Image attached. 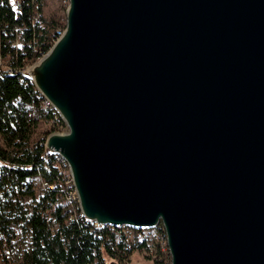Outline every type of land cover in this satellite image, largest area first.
Returning <instances> with one entry per match:
<instances>
[{"label": "water", "instance_id": "1", "mask_svg": "<svg viewBox=\"0 0 264 264\" xmlns=\"http://www.w3.org/2000/svg\"><path fill=\"white\" fill-rule=\"evenodd\" d=\"M23 74L91 225H161L170 264H264V0H67Z\"/></svg>", "mask_w": 264, "mask_h": 264}, {"label": "trees", "instance_id": "2", "mask_svg": "<svg viewBox=\"0 0 264 264\" xmlns=\"http://www.w3.org/2000/svg\"><path fill=\"white\" fill-rule=\"evenodd\" d=\"M20 1L17 9L14 0H0V33L17 29L22 46L18 61H35L50 49L48 40L58 23L42 16L44 0ZM7 35L0 34L2 44ZM3 51L14 54L13 49ZM41 102L30 81L0 71V252L8 248L12 253L14 227L29 240L18 264H106L104 256L119 260L146 250V241L126 249L123 236L107 228L96 230L81 216L68 222L71 207L65 201L64 173L57 157L47 155L40 139L31 144L37 127L55 114L43 110ZM34 180L40 183L37 191ZM42 183L53 189L42 188ZM158 255L154 264H164V255L159 251ZM0 264L13 263L3 255Z\"/></svg>", "mask_w": 264, "mask_h": 264}, {"label": "built area", "instance_id": "3", "mask_svg": "<svg viewBox=\"0 0 264 264\" xmlns=\"http://www.w3.org/2000/svg\"><path fill=\"white\" fill-rule=\"evenodd\" d=\"M31 2L34 3L35 0H30V3ZM62 2L64 6L68 5L67 0H62ZM14 7L17 9H20L21 1L14 0ZM64 27H65V22L58 23V25L56 26V28L54 29L52 35L50 36L48 40V44L50 47L63 34ZM1 33L3 35L8 34L7 36L9 37L8 39L5 40L4 44L0 42V71H2L3 73L8 74V75H21L22 76V74L34 62H36L43 55H45V54H41L39 57H36L35 61H33L34 59H25V58H23L21 61H18L17 52L22 50V46L20 45L19 38H18V30L15 28H11L8 30V32H6L5 30H2ZM3 49H6V50L13 49L14 54L10 52L4 53ZM41 108L43 110H53L51 106L47 103V101H45L44 99H42ZM61 123L62 122L59 116L55 113L52 119L48 123L44 124L45 126L44 130L46 129V131H44L42 134V137L39 138L42 141L41 145L43 147H44L46 136L54 132H59L60 131L59 127H62L60 126ZM47 155L56 156L57 165H59L60 168L63 170L64 177H63L62 189L65 194V201L71 207V213L68 217V222H71L75 220L77 216H81V213L78 208L75 191H74L71 178L68 172V165L58 155H55V154H47ZM41 185H42V188L44 189H50V190L53 189V186H48L46 183H42ZM93 226L95 227L96 230L100 228H107L111 230L113 233H116L119 236H123L124 246L128 250L133 249L140 242L146 241L148 244L149 243L152 244L157 251H159L162 255H164L165 257L164 261L170 260L169 254H168V247H167V237L161 225H159L155 229L140 230V231L126 228V227L114 228L110 226H102V225H96V224Z\"/></svg>", "mask_w": 264, "mask_h": 264}, {"label": "rangeland", "instance_id": "4", "mask_svg": "<svg viewBox=\"0 0 264 264\" xmlns=\"http://www.w3.org/2000/svg\"><path fill=\"white\" fill-rule=\"evenodd\" d=\"M67 6L63 5L62 0H44L42 7V16L45 19L54 18L57 23L65 22V10ZM44 124H41L37 127L33 136L31 137V144H34L38 141L44 130ZM59 132H66V128L59 127ZM49 135V134H48ZM47 135V136H48ZM46 136V138H47ZM0 146L3 147V143L0 139ZM34 189L37 191L40 188V183L38 180L33 181ZM15 237L13 239V251L12 253L8 251V248H4L0 252V260L2 256H5V259L9 260L13 264H18L22 253L28 248L29 240L27 237L21 234V232L14 227ZM152 244H148L146 250H136L133 251L127 258L111 260L107 256H104L106 264H154L155 258H157L158 251L152 247ZM2 255V256H1ZM164 264H170V260H165Z\"/></svg>", "mask_w": 264, "mask_h": 264}]
</instances>
